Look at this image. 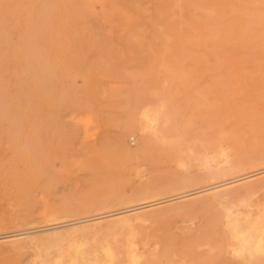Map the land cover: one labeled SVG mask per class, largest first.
<instances>
[{
	"label": "rangeland",
	"instance_id": "rangeland-1",
	"mask_svg": "<svg viewBox=\"0 0 264 264\" xmlns=\"http://www.w3.org/2000/svg\"><path fill=\"white\" fill-rule=\"evenodd\" d=\"M10 1H0V74L3 75L0 76V79L3 78L0 80V86L3 84L0 87V211L9 210L17 216L23 211H32L34 219L7 230L0 229V236L17 229L14 234H19L0 239V264H25V261L34 259L31 256L37 254L41 259L50 257L54 261L59 258L60 252V260L54 262L71 264L77 255L74 252L86 254L84 248L92 256L96 254L92 251L98 245L110 242L108 245L112 246L111 242L117 243L127 235L112 231L113 234L105 229L78 231V235V232H68L72 224H79L76 221L152 202V207H145L156 209L174 205V209L177 205L188 204L193 198L211 190L210 186L214 182L202 164L214 152L218 143L229 142L238 151L246 153L256 150L257 144L264 145V40L260 42L263 48L257 44L244 48L240 40H226L229 30L236 25L240 26L244 22L243 17L251 15L244 11L253 8L250 5L252 1L237 0L239 7L244 9L241 11L240 8L228 11L217 7L200 8L189 29L165 34L164 40L152 31L149 21L151 13L144 1L138 0L134 4L128 0L121 2L126 15L120 23L115 24L102 20L99 9L101 3L88 1L91 4L93 2L91 6L94 9L90 10L98 14L95 18H82L81 25L87 24L82 25V28H87L78 31L48 28L43 39L49 40V44L40 41L39 35H35V41L32 38L33 29L45 23L42 19L47 21V15L43 12L46 13V7L52 1L49 0L46 6L40 5V12H43L41 20L35 22L37 26L32 18H25L21 11L26 0ZM16 3L19 5L18 10ZM106 5L107 10H110L111 4L107 2ZM77 7L80 9L79 5ZM254 8L257 10L259 7L255 5ZM261 10L264 16V8ZM211 14L215 21L212 19L209 23ZM98 22L101 25L99 28ZM30 27L33 33H27ZM250 28L251 32H255L263 30L264 26L251 25ZM28 41L32 45L34 42L35 53L29 48L32 45ZM23 43L27 45L23 47ZM23 48L32 55L29 56ZM26 54L29 61L25 59ZM242 61L246 62L243 64ZM21 71L26 72V76H22L24 73ZM30 76L32 81L27 79ZM19 84L23 89L19 87L18 92L28 98L16 95ZM33 91L34 95L31 94ZM31 96L35 97L32 103ZM25 99L31 103L29 106ZM2 104L5 108L1 107ZM23 113L26 117L19 118ZM147 113L160 115L156 117L157 128L142 127ZM130 124L136 125L135 130L127 129ZM145 135L151 141L149 145L142 146ZM31 156L34 157L32 160L36 169L34 197L18 192L11 180L3 177L6 168L12 169L16 161L24 162ZM262 170H259L261 175L257 174L256 177L264 176ZM141 190H152L155 193L140 197L134 201L135 204L131 201H115V198L129 197ZM208 209L199 207L185 213L173 211L168 216L154 218L152 225L146 228L149 231L148 228L153 227V233L163 234L169 228L174 230L179 224L182 226L189 223L190 219L198 221V218L209 214ZM92 226L95 230V225ZM97 228L101 227L97 225ZM53 230H59V235L66 231V235H74L72 237L69 234L66 238L64 234L60 237L55 233L54 236L50 234ZM31 231L33 235L48 232L46 236L42 235L45 242H48V238L52 241L46 243L50 248L48 254L43 240L40 245L23 251L12 248L11 242L14 239L23 238ZM122 234L125 236L121 237ZM77 236H81L86 243L79 241ZM57 242H60L59 246ZM51 243L53 246H50ZM72 243L73 246L68 245ZM54 245L64 247L68 252L72 248L74 252L68 255L63 251L58 252ZM37 246H41L39 252L41 248L46 249L43 258ZM80 246L78 249L81 251L76 248ZM91 247L93 249L90 250ZM52 251L54 254L49 255ZM69 254L73 257L70 256L71 260L66 258Z\"/></svg>",
	"mask_w": 264,
	"mask_h": 264
},
{
	"label": "bare ground",
	"instance_id": "bare-ground-1",
	"mask_svg": "<svg viewBox=\"0 0 264 264\" xmlns=\"http://www.w3.org/2000/svg\"><path fill=\"white\" fill-rule=\"evenodd\" d=\"M0 1L4 2L5 0H0ZM50 1H52V2H51L49 7H46L48 9V10L47 9L45 10L46 13H44L42 10L40 12V5H41V7L43 4H45L43 6H46V4H47V2H49V0L48 1L47 0H26V2L23 3L21 11L24 12V14L26 16L25 18H28V19L32 18L34 23L37 22V20L39 21V19L41 20V13L42 12H43V14L47 15V18H46L47 21H44L42 19L43 23L44 22L45 23L44 24L37 23V24H40L39 28L36 27L37 29L36 28L33 29V31H34V37L32 38L33 41H35V38H37V37H35V35L36 36L39 35L40 41H44V44H49V40H47V39L44 40L43 37H44V34L47 32L48 28H51V27H53V28L59 27V29L65 28L69 31L70 30H74V31L75 30L76 31L83 30V28L86 29L87 27L83 26V28H82V25H87V24L81 25V23H80L82 18H84L85 16H89V18L90 17L95 18L98 14V12H95V10L92 11L94 9L91 6L93 4V2L91 4V2H88V1H97V2L101 3V5H100L101 8H99V9H100V13L103 17L102 20L104 19L107 22L114 23V24L120 23L121 19L124 17V15H126L125 14L126 13L125 7L123 4H121V2L126 1V0H50ZM128 1H132L134 4V2L138 1V0H128ZM142 1L145 2V6H146L147 10L148 11L150 10L151 17H150L149 21H150V27H151L152 31L156 35H158V37H160L162 40L165 39V34H169V33L176 34V33L180 32L181 30L189 29V27L192 26V23H194V21H195L194 16L196 13H198V10H200V8L202 9L203 7H205L206 9H212V8L217 7V8L227 9L225 11L231 10L233 8L234 9L240 8L239 2H236L237 0H142ZM248 1L253 2L252 4H250L253 6V8L250 10H245L246 12L244 11V13H251V15L245 14L246 17H243V18H245L244 22H242L240 26L236 25L233 28H231L229 30L230 34L228 36H226V38H227L226 40H228V39L240 40L243 43V47L245 46L248 48L251 47L252 44H257V45L262 47L260 42H262L261 39L264 40V29L261 31L251 32L250 26L251 25H255L258 27L264 26V16H262V13L259 11V9L261 10V8H264V0H248ZM10 2L12 3L13 0H11ZM87 2H88L87 5L90 4L88 7L85 4ZM107 2L111 4L110 5L111 8H109L110 10H107V7H106ZM17 4L18 3H16V7L18 10L19 5H17ZM80 4L81 5L83 4V5L81 6ZM78 5L80 6V9L77 7ZM255 5H257L259 7V8H257V10L254 8ZM76 8H78L80 11L79 10L75 11ZM90 8H92V10H90ZM6 9H8V8H6ZM10 9H12V7ZM10 9H8V10H10ZM44 9H45V7H44ZM3 10L5 11V9H3ZM239 10L241 11L244 9L240 8ZM14 11H15V8L13 10V13H14ZM225 11H222V12H225ZM261 11L263 12V10H261ZM212 15L213 14L210 15L209 23L212 22V19L215 21V17H212ZM228 15L229 14L227 13V17H228ZM43 16H45V15H43ZM44 19H45V17H44ZM84 20H85V18H84ZM219 20H221V18ZM18 22H19V20H18ZM30 22L33 23L32 20ZM228 24H230V23H228ZM5 25H6V27L8 26L7 24H5ZM35 25H36V23H35ZM45 25H48V27H45ZM212 25H213V27L215 26L214 23H212ZM16 26H14V27L16 28ZM94 26H96V25H94ZM100 26L101 25L98 22L97 27L99 28ZM12 27L13 26H11V28ZM27 27L28 26L26 25V29H27ZM30 29H31V27L29 28L28 32L27 31H25V32L29 33L31 31ZM2 30H4V29H2ZM33 31H31V32L33 33ZM23 32H24V29H23ZM215 32L213 31V33H215ZM7 34H8V32H7ZM24 34H26V33H24ZM20 35H21V33H20ZM32 35L33 34H31L30 36H32ZM27 36H26V40L28 39ZM24 37H25V35H24ZM23 41H24V39H23ZM29 42L30 41H28V43ZM226 43H228V42H226ZM10 44H11V42L9 43V45ZM23 44H24L23 47H25V45H27V43H23ZM234 44L237 45L238 43L235 42ZM29 45H32V44L29 43ZM239 45H240V43H239ZM33 47H34V42H33L32 47H29V48L30 49L32 48V51H33V49H34ZM263 47H264V45H263ZM17 48H19L18 44H17ZM207 48H208V45H207ZM23 49L26 50V53H28L29 50H27L25 48H23ZM256 49H257V47H256ZM14 50L16 51L17 49H15V47H14ZM226 50H227V48H226ZM20 51H21V48H20L19 52ZM35 51H33V52L35 53ZM28 54H29V56L32 55L30 52ZM28 54H26L25 59L27 58L29 61V57L27 56ZM257 55H260V53L259 54L257 53ZM34 56H35V54H34ZM34 56H32L31 58H34ZM20 58H22V57H20ZM34 59H32V60H34ZM28 61H26V62L28 63ZM26 62H25V64L27 65ZM245 62H243V64ZM31 65H32V63H31ZM22 68H23V66H22ZM34 68H33V71L35 72ZM0 69H2V68H0ZM21 70H24V69H21ZM24 71H26V69ZM22 73H24V72H22ZM23 75L26 76V72L24 74H22V76ZM0 76H3V75L0 74ZM31 78H32V76L27 77V79H29V80ZM2 79H0V80L2 81ZM5 79H7V78H5ZM17 79H19V78H17ZM4 80H3V82H4ZM8 81H10V80H8ZM30 81H32V80H30ZM20 82L22 83V80ZM26 82H27V80H26ZM5 83H9V82L6 81ZM2 86H3V84H2ZM2 86H0V87H2ZM6 86H7V84H6ZM19 87H21V85L18 86V88H17L18 90H17L16 95L21 94L20 92H18ZM7 89L8 88H6L5 93L7 92ZM22 89L23 88L21 87L20 90H22ZM28 92H30V91H28ZM31 94L34 95V91ZM22 95L23 94H21V96ZM3 96H4V94H3ZM23 96H24V98H28L25 95H23ZM31 97H33V96H31ZM34 98L35 97L32 98L31 103L33 102ZM16 100H18V99H16ZM26 100L27 99H25V102L29 106L31 103L30 102L27 103ZM18 103L19 102H17V104ZM26 104H25V106H27ZM9 106L11 107L10 104H9ZM28 106H27V108H28ZM1 107L5 108V105H3ZM17 108L19 109L21 107L17 106ZM23 110H25V109H23ZM0 112H1V108H0ZM24 112H27V111H24ZM3 114H5V113H3ZM151 114L147 113V114H145V116L143 115L145 117V121H144L145 124H144V126H142L143 128H146L149 126H151L153 128L154 127L157 128V118L156 117L159 118L160 115L159 116L158 115L153 116V113H151ZM156 114H158V113L156 112L155 115ZM0 115L2 116V113H0ZM5 115H7V114H5ZM23 116H24V113L19 118L24 119ZM24 117H26V116H24ZM4 118H6V117L4 116ZM21 119H19V122H21ZM0 123H2V122H0ZM134 125L130 124L127 129L131 130V131L135 130L136 125L135 126ZM20 126H22V125H20ZM138 128H136V130H138ZM2 130H3V128H2ZM1 139H2V136H1ZM150 141H151L150 137L145 135L143 137V143L141 145L142 146L149 145ZM241 151H238L229 142L218 143L215 146L214 152H212L210 154V156H208L205 159L204 164H202L207 169L206 174L209 175L214 182L212 184V186L209 185L211 187V190L207 191L206 193L204 192L205 194L200 196V197L196 196L197 198H193L191 200V202L188 204L184 203L182 205H177L174 209H173L174 205H170L167 207H160V208L155 209V208H149V207H152V206H150V205H152V203H153L152 202L149 204H145L144 206H141V207L149 206L148 208L145 207L146 209L143 208L141 210V209H139V208H141L140 206H136V207L130 206L131 208L128 209L129 212H127V213H126V211H128V210H120V211H115V212L112 211L111 213L102 214V215L100 214V215L95 216L93 218L89 217L88 219L78 220V221H76V223H79V224H75L76 226H74L72 223H69V224H72V227L67 226L69 229H67V228L66 229L69 230L68 232H71V233L74 232V234H75V232L77 233L78 231L90 232V230L96 231L97 229H99V230L105 229L106 232H107V230H110L111 231L110 233H113L112 231H115V234L120 233V232L121 233L124 232L123 234L127 235L126 238H124V239L122 238V240L120 238L121 241H117V243L111 242L112 246L108 245V244H110V242L108 244L104 243V244H107L105 247H104V244L98 245L99 247L100 246L103 247V249L100 248L102 251L99 250L98 246H97L98 248L96 247L95 249H93L92 248L93 246H92L90 248V250L93 249L94 251H92V252L96 253L94 255H92L93 253H90L92 256L88 255L89 253L83 247L84 251L86 252L85 255L86 256L88 255L89 257H84L85 255L80 254V252H78V251L74 252V249H73V252L77 255L75 256L74 259H72L71 264H178V263L179 264H204L206 262H208V263L211 262L212 264H264V176L256 177V175L261 172L259 170H262V169L264 170V145L257 144V149L254 150L252 153H246L244 151L243 152H241ZM33 158L34 157H32V156L28 157L27 158L28 160H26L24 162L23 161H16L13 164L12 169L10 167H8L3 172V177L9 178L11 180L12 186L15 187L18 190V192L24 193V194L26 193L28 196L32 195V197H34V194L36 191V185H35L36 184L35 183L36 169H35L34 161L32 160ZM4 164H5V162H4ZM22 165H23V168H22ZM3 167H5V166H3ZM0 169H1V167H0ZM23 170H25V171H23ZM0 172H1V170H0ZM259 175H261V174H259ZM252 176H254V177H252ZM208 189H209V187H208ZM160 191H161V189H160ZM154 193L152 190H149V191L148 190H141L140 192H137L136 194L129 196V197L123 196V197H119L118 199L115 198L116 199L115 201H116V203H124L127 201L128 202L131 201L134 203V201L138 200L140 197H148V196L153 195ZM177 197H179V196H176V198ZM31 200H33V199H31ZM168 201H170V199ZM168 201H166V202H168ZM100 203L104 204L105 202H99L98 204H100ZM157 203H158V201H157ZM126 206L129 207L128 205H126ZM199 207L201 209H204V208L208 209L209 208L208 209L209 214H207L206 216H204L201 219L198 218V221H195V219H190L189 223L183 224L182 226H181V224H179L180 226H175L174 230L172 228H169L170 230L172 229L170 231L169 229L166 228L170 232L168 231V232H165L163 234L153 233V232H155L152 229L153 227H149L148 228L149 231L146 228V227L150 226L152 221L153 222L155 221L154 218H159V217L161 218V217L168 216L173 211H181V212L185 213V212H188L190 210L193 211L194 209L199 208ZM87 208L85 207V209H87ZM211 208L214 212H211L212 211ZM214 208H215V210H214ZM179 215H180V213H179ZM33 219H34V212H32V211H23L20 216H17L9 210H3L2 212L0 211V229L7 230L6 228H10V227L18 225L22 222L23 223L24 222L30 223L33 221ZM90 220H93V221L95 220V222L92 221L93 222L92 223ZM73 221H75V220H73ZM58 224H60V223H58ZM92 224L95 225V230H94V226H92ZM97 225H99L101 228H97ZM57 227H58V225H57ZM150 228L153 231L150 230ZM176 228H179V230H177ZM27 229L28 228L22 229V230L24 231ZM61 229L59 228V230H61ZM17 230L16 231L13 230V232L10 231V233L7 232V233L1 235L0 239H3V238L5 239V237L7 238L8 236H16L18 233L17 234L15 233L16 234L15 235L14 232H17ZM29 230H31V228H29ZM59 230H57V232H56V230L55 231L53 230V232L50 231L51 232L50 234L51 235L54 234V236H55V233L58 234ZM99 230H98V232H99ZM156 230H159V229H156ZM162 230L164 232V229H162ZM63 231H65V230H63ZM27 232L28 231H25V233H27ZM103 232L105 233V231H103ZM158 232H161V230H159ZM2 233H3V231H2ZM43 233L45 234L48 232H43ZM66 233H67V231H66ZM66 233H61V235L63 236V234H64V237L67 238V237H69V234H71V233H68L66 235ZM121 233H120V235H121ZM20 234H22V233H20ZM44 234L39 233V235L38 234L33 235L32 231H31L27 235L25 234L26 236H24L23 238L14 239L11 242L12 248L16 251H23V250H26L28 248H33L35 245H40L39 243H42L41 241L43 240V244L45 245V246L44 245L43 246L47 247V249H48V246H46V243H49V241L50 242H52V241H51V239L48 238L47 239L48 242H45V238L43 239L42 237L46 236L47 234H45V235ZM59 234H60V232H59ZM78 234H79V232L77 233V235ZM89 234H91V233H89ZM61 235H59V236L61 237ZM73 235H72V237H73ZM85 235H87V234H85ZM125 235H123L121 237H124ZM59 236H58V238H59ZM80 237L81 236H79V237L77 236L78 240L79 241L83 240L82 237H81V239H79ZM83 237H85V236H83ZM56 238H57V236H56ZM77 238H75V239H77ZM60 239H62V238H60ZM70 239L71 238H68L67 240H70ZM75 239H73V240H75ZM90 239H92V238H90ZM68 242H70V241H68ZM54 243L55 242H53V244ZM62 243H65V242H62ZM62 243H61V245H62ZM57 244L59 246L60 242L59 243L57 242ZM56 245H54V247L58 248ZM68 245L73 246V243H72V245L71 244H68ZM50 246H53L52 243ZM40 247L41 246H39V247L37 246V248H39V249H37L38 252L40 250ZM76 248L77 249L81 248V246L76 247ZM44 249L41 248L42 251H40V252H42V254H40L42 258H43L42 255H43V253L45 254V250H46V249L45 250ZM49 249L46 251V254H48V251H50ZM70 249H71L70 252H72V248H70ZM96 249L98 251L95 252ZM1 250L2 249H0V251ZM43 250H44V252H43ZM64 250H65L64 247L57 249L58 252L63 251V252H66L67 255H68V253H70L67 250H65V251ZM78 250L81 251L80 249H78ZM57 251H56V254H58ZM99 251H101V252H99ZM33 252H34V250H33ZM66 253H63V254H66ZM33 254L35 255V253H33ZM50 254H54L53 251L50 252L49 255ZM61 254L62 253L60 252V256H61ZM37 255H39V254H37ZM37 255L31 256V257H34V259L32 258L30 260L25 261V264H57L56 263L57 259L60 260V258H61L60 256H58L59 258H55L56 257L55 256L54 261H56V262H54L50 257H49L50 259L49 258L41 259ZM44 256L48 257V255L47 256L44 255ZM70 256H71V258H73L72 255H70V254L66 258L71 260ZM207 256H208V258H206ZM36 257L39 258V260L36 259ZM62 257H64V256H62ZM63 259H65V257ZM63 262H64V260H63ZM65 262H66V259H65ZM58 264H60V263H58Z\"/></svg>",
	"mask_w": 264,
	"mask_h": 264
}]
</instances>
